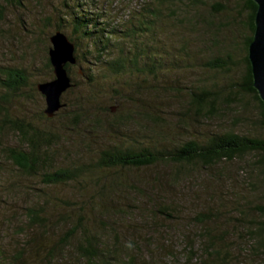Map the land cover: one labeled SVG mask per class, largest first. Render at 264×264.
I'll return each instance as SVG.
<instances>
[{
	"label": "trees",
	"instance_id": "trees-1",
	"mask_svg": "<svg viewBox=\"0 0 264 264\" xmlns=\"http://www.w3.org/2000/svg\"><path fill=\"white\" fill-rule=\"evenodd\" d=\"M0 1L4 3L2 6L22 4L21 0ZM148 1L142 9L132 11L130 18L124 21L112 18L110 11L97 0L63 2L56 31L70 29V40L76 47L77 63L91 60L97 69L84 67V81L77 83L72 76V64H67L73 85L61 97L62 108L52 118L45 113L46 107L41 111L40 117L51 120L61 110L68 106L71 108L61 124L62 135L56 130L48 131L11 115L8 96L21 94V90L28 87L29 75L24 68H0V90L7 94L0 95V129L10 127L20 139L19 145L5 149L7 156L20 171L30 176L42 175V182L46 185L82 184L87 180L93 185L97 183L94 192L79 194L80 203L77 206L84 212L90 210L95 216L96 222L93 224L102 228H90L87 214H83L69 230L55 234L46 223L49 220L46 204L50 201L38 200L27 207L25 216L28 226L25 229L21 227L18 234L25 236L23 241L14 245L0 244V264H137L140 254L135 249L129 251L128 244L123 246L121 235L123 231L130 232L132 223L136 221L134 217L139 218L138 222L151 219L152 224L156 217L173 221L177 217V205H173L177 198L167 202L163 194L171 193L176 196L168 188H176L184 179L189 178L183 170L184 166L197 167L214 178L212 174L217 167L233 162L255 164L252 167L256 173V178L252 181V197L248 198L249 201L245 200V204L239 203L236 207L241 215L237 224L231 217L227 218L220 207L202 210L190 217L189 220L193 219L198 226L199 235L205 238L201 247L204 256L197 261V251L193 248V243H190L185 263L264 264V129L239 132L216 124L214 130L207 127L202 137L174 143L176 139L172 136L177 135L167 132L170 130V123L161 115L164 110L161 108L160 97L154 92L149 94V91L162 87L161 74L177 66L187 67L191 51L185 38L186 32L190 30L194 36L206 32L197 30V25L201 22L187 10V7H192L185 0ZM190 2L193 3L194 0ZM217 6L224 8L221 4ZM242 9L247 12V34L242 46L244 77L236 85V91L253 97L264 123V103L253 87L252 67L248 56L255 30L257 4L253 0H243ZM167 10L173 14L168 15L171 22L175 20L183 28L180 44H176V39L169 40L168 44L162 39ZM213 11L220 12L216 6ZM205 23L214 24L212 20H205ZM211 42L214 43L215 40ZM231 57L227 54V61L213 60L208 66L226 72ZM47 66L53 72L50 56ZM215 86V83H204L198 79L183 89H176L174 99L182 108L176 127H187L189 119L210 124L217 114L225 113V110L221 111L220 93ZM164 87L169 89L165 85ZM77 88L84 92L74 94L75 100L69 105L64 97L68 92L74 93L73 90ZM33 89L45 99L38 90V84ZM228 98L230 96L225 100L228 101ZM119 133L122 135L118 136ZM76 135L83 138L75 144L77 147H80L79 144L83 145L84 155L77 154L75 157L74 153V157L66 164L51 169L50 166L55 163L53 156L61 146L59 140L64 138V141L69 140L70 143ZM100 139L104 142L95 151L96 142ZM89 150L92 154H88V158L85 153ZM154 166H175V169L172 176H167L162 171L152 179L145 180L144 186L148 193L139 200L126 196L128 203L124 205L120 203V196L123 195L115 189L116 184L111 182L109 184L112 187L108 188L106 183H99L100 175H97L122 168ZM259 197H262L263 204L256 201ZM209 200H213V197H209ZM66 202L76 204L72 199ZM132 202H140L142 206L132 207ZM221 218L227 227L219 225L218 220ZM119 223L124 229L120 228ZM139 230L147 231L145 226ZM223 236H226V245L220 243ZM150 237L157 240L153 235ZM238 239L242 244L240 246L235 243Z\"/></svg>",
	"mask_w": 264,
	"mask_h": 264
},
{
	"label": "rangeland",
	"instance_id": "rangeland-1",
	"mask_svg": "<svg viewBox=\"0 0 264 264\" xmlns=\"http://www.w3.org/2000/svg\"><path fill=\"white\" fill-rule=\"evenodd\" d=\"M66 1L68 0H21L22 4L17 6L10 4L2 6L4 3L0 1V68H24L29 75L28 87L23 88L21 94H9L8 107L10 113L14 117L23 118L39 127L46 128L48 131L56 130L60 135L63 134L61 124L71 108L68 106L61 110L51 120L43 119L40 117V113L46 107L45 99L33 88L35 85L50 81L54 77V73L47 66L49 49L52 46L50 37L56 32L58 22H60L58 19L59 11H61L63 2ZM97 1H100L102 6L110 11L112 18L118 21L128 20L132 11L142 9L146 5L145 3L149 2L148 0ZM185 1L192 7H187V10H190L198 22H201V24L198 23L197 30L206 33L194 36L190 30L186 32L185 38L191 51L187 67L177 66L168 70L167 73L161 74L162 87L149 91V94L154 92L156 96L159 95L160 97L161 108L164 110L161 115L170 123V130L167 132L177 135L178 137H172L176 139L174 143L178 142L179 144L193 137H202V134L207 131V127H212L214 130L216 124L218 127L239 132L252 129L262 131L264 123L257 103L250 95L240 92L239 94L236 91V85L244 77L242 46L247 34L245 27L247 12L242 9L243 0H194L193 3L190 0ZM218 4L224 5V8L218 7ZM214 6L220 12H214ZM170 14L173 15L170 10L165 12L167 22L164 21L165 32L162 34V39L166 44L173 39H176V44H180L179 40L184 34L183 28L179 22H175V20L171 22L168 18ZM205 20H212L214 24H207ZM225 24L228 25L225 26ZM62 32L71 38L70 29L67 28ZM213 39L215 40L214 43L211 42L214 41ZM206 46L208 47L206 48ZM227 54L232 56L231 62L228 63V71H218L208 66V63L213 60L227 61ZM72 66V76L77 83L84 81L82 76L84 67L97 69L91 60L85 63L80 62V64L78 62ZM74 75L76 76L74 77ZM198 79L204 83L216 84L215 88L220 93L221 111L225 110V113L217 114L216 119L212 118L211 121L213 122L210 124L208 122H194L189 119L187 127H176L179 111L182 110L174 99L176 89H183L191 82H197ZM73 91L75 92H68L64 97L68 104L70 103L69 105L75 100L74 94L80 95L84 92L81 88ZM5 94L6 92L0 90V95ZM227 96H230L228 101L225 100ZM97 105L100 107V104ZM210 128L208 129L210 130ZM124 132L122 134H125ZM122 134L117 135L121 136ZM81 138L76 135L70 143L69 140L64 141V138L59 140L61 146L53 156L55 163L50 166L51 169L54 166L57 168V166L66 164L74 157V153L76 154L75 157L77 154L84 155L82 153L84 152L83 145L79 144L80 147H77L75 144V142L79 143ZM19 141V137L10 127L0 129V244L14 245L23 241L25 236L18 234L21 227L25 229L28 226L25 216L27 207L38 200L50 201L46 204L49 212V220L47 219L46 223L55 234L59 235L63 231L69 230L83 214H87L86 219L90 228L102 230L101 227L93 224L96 222L95 216L90 213V210L84 212L80 206H77L80 203L79 194L88 195L94 192L97 183L93 185L87 180L82 184L46 185L42 182V175L30 176L20 171L7 156L5 149L19 145ZM103 142V139L96 142L95 151ZM88 154H92V152L89 150L85 153L86 157L89 158ZM253 165H255L253 162L250 165L245 164V162L224 163L216 168V172L212 174L214 178H210L211 176H207L204 171L197 167L184 166L183 170L187 172L189 178L184 179L176 188H168L176 196L171 193L163 194L166 196L164 198L167 202L171 201L172 198H177L173 204L177 205V213H175L177 217L173 221L156 217L152 224L151 219L139 220L140 222H138L139 218L133 216L138 223L136 221L132 223L130 232H121L123 246L128 244L129 251L135 249L140 254L141 257L137 264H186L185 259L188 256L190 243H193V248L197 251L196 260L199 261L204 256L201 247L205 238L199 235L198 226L193 219L189 220V218L202 210L220 207L227 218L231 217V220H234L236 224L239 223L237 219L241 215L236 211V207L239 203L245 204V200L252 197L251 191L254 187L252 181L256 178ZM174 169L175 166L171 168L162 166L141 169L122 168L111 170L108 173H97V175H100L99 183L101 181L102 184L106 183L108 188L112 187L109 183L116 184L115 189L123 195L120 196L122 199L120 203L124 205V203H128L126 196L139 200L148 193L146 186H144L145 180L152 179L162 171L170 176ZM211 196L213 200H209ZM68 199H72L76 204H72V206L66 202ZM256 201L263 204L262 197ZM131 206L137 207L142 206V204L132 202ZM135 212L138 213V211ZM248 216L250 215L248 214ZM144 221H148V223ZM218 222L219 225L224 226L223 228L227 227L222 218ZM118 225L124 229L121 223ZM143 225L147 231L139 230L144 228ZM150 235H153L157 240H153ZM145 237L147 239L144 240ZM221 241V245L228 243L226 236H223ZM235 243L239 246L242 245L240 239Z\"/></svg>",
	"mask_w": 264,
	"mask_h": 264
},
{
	"label": "water",
	"instance_id": "water-1",
	"mask_svg": "<svg viewBox=\"0 0 264 264\" xmlns=\"http://www.w3.org/2000/svg\"><path fill=\"white\" fill-rule=\"evenodd\" d=\"M257 4L253 39L249 45L248 56L252 67L253 87L264 103V0H253ZM49 50L54 78L38 84V90L45 96V113L52 118L63 104L61 97L72 85V79L66 68L78 61L75 44L62 31L57 30L51 37Z\"/></svg>",
	"mask_w": 264,
	"mask_h": 264
}]
</instances>
